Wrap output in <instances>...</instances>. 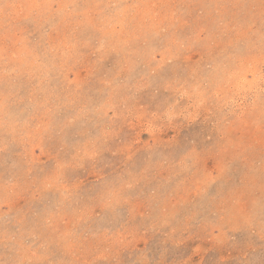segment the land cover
<instances>
[{
	"label": "rangeland",
	"instance_id": "374dc122",
	"mask_svg": "<svg viewBox=\"0 0 264 264\" xmlns=\"http://www.w3.org/2000/svg\"><path fill=\"white\" fill-rule=\"evenodd\" d=\"M0 264H264V0H0Z\"/></svg>",
	"mask_w": 264,
	"mask_h": 264
}]
</instances>
